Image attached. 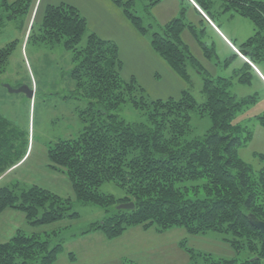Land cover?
Returning <instances> with one entry per match:
<instances>
[{
    "label": "trees",
    "instance_id": "16d2710c",
    "mask_svg": "<svg viewBox=\"0 0 264 264\" xmlns=\"http://www.w3.org/2000/svg\"><path fill=\"white\" fill-rule=\"evenodd\" d=\"M111 1L139 32L147 33L133 10L134 0ZM157 1L150 0V4ZM192 1L201 14L214 20L212 0ZM220 1L223 11L253 22L254 33L236 47L252 63L264 62V0ZM36 2L0 0V10H10L4 15L0 11V21L27 14ZM193 8L206 22L197 7ZM186 26L193 24L184 21L182 12L181 17L151 33V46L176 73L188 79V65L202 66L183 42L181 32ZM86 29L87 20L79 9L62 2L47 4L39 25L35 28L32 24L26 36V42L34 38L38 43H62L72 53L74 67L70 76L74 93L87 99L86 115L81 116L84 126L79 134L47 147L48 168L67 176L74 198H63L37 184L18 193V185L2 186L0 213L6 209L19 210L34 228L77 216V212L71 211L73 200L93 203L104 208L107 215L92 222L83 233L100 231L107 238H114L136 225L144 229L153 227L158 232L182 226L190 235L213 231L224 234V240L236 252L245 250L247 256L240 263L218 258L207 264H263L264 234L249 222L248 216L254 214L264 221V151L254 153L258 168L241 158L240 148L252 139L253 132L234 120L244 106L257 101L259 93L238 98L231 90L232 77L238 83L251 84L255 76L251 67L243 63V69L240 66L233 69L231 77L204 74L205 101L201 104L187 90L177 98L149 101L134 78H122L118 47L113 40L93 32L80 45ZM189 30L206 56L215 54L212 45L198 38L194 29ZM16 44L13 40L0 46V73ZM232 56L237 57L236 52ZM126 102L146 110V121L127 122L113 113ZM192 112L211 120L202 136L192 135ZM255 120L264 126V109ZM0 126H7L6 119L1 118ZM2 130L0 149L4 147ZM8 149L7 155L0 156L1 175L26 153V149H14L13 145ZM110 181L121 187L125 196L115 198L99 191L104 182ZM123 202H133L134 206L118 209L116 205ZM184 244L191 264H198V253ZM61 250L62 244L53 243L49 235L41 237L17 229L0 242V264H54Z\"/></svg>",
    "mask_w": 264,
    "mask_h": 264
},
{
    "label": "rangeland",
    "instance_id": "374dc122",
    "mask_svg": "<svg viewBox=\"0 0 264 264\" xmlns=\"http://www.w3.org/2000/svg\"><path fill=\"white\" fill-rule=\"evenodd\" d=\"M62 2L75 5L87 20L80 45L85 43L86 35L93 32L103 39L113 40L118 47L122 78H134L149 101L177 98L187 90L201 104L205 101L202 92L204 74L231 77L233 69L239 66L243 69V63H247L256 77L252 76L251 84L238 83L232 77L231 90L238 98H249L255 92L259 93V98L244 106L234 120L253 132L252 139L240 148L241 158L254 168L260 166L254 153L264 151V126L257 123L255 116L264 109V62L252 63L245 54L240 56L236 47L255 31L249 18L223 11L220 0H212L213 21L201 14L192 0H159L152 5L150 0H134L133 10L147 28V33L143 34L111 0H37L32 16L30 10L27 14L0 21V46L13 40L17 42L5 70L0 73V120L7 121L6 127L0 126L5 135L0 156L10 152L9 145L14 149H26L15 166L0 174V187L18 185V193L37 184L63 198H74L67 176L48 168L47 147L54 141L79 134L84 126L81 116L86 115L87 99L74 93L70 76L74 67L72 53L62 43H38L34 38L26 42L30 26L34 24L36 28L39 25L46 5ZM0 11L1 15L10 12L9 9ZM182 12L184 21L193 24L181 32L183 42L202 66H197L198 69L188 65V79L176 73L151 46V33L173 18L181 17ZM189 29H194L206 45H212L215 54L206 56ZM233 51L237 57L232 56ZM20 85L33 89L32 97L24 92H12L7 87L15 89ZM113 113L127 122H145L147 117L146 110L135 108L130 102L120 105ZM191 116L192 135L202 136L211 120L197 112H192ZM99 191L115 198L125 196V191L111 181L104 182ZM71 211L77 212V216L32 228L26 223L23 212L6 209L0 213V242L11 237L17 229L27 234L35 232L41 237L49 235L53 243L62 244L54 264H191L188 252L182 246L184 243L198 253V264L218 258L240 263L247 256L245 250L236 252L224 240V234L208 231L190 235L182 226L158 232L153 227L144 229L136 225L114 238H107L100 231L83 233L92 222L102 220L107 215L106 210L93 203L73 200Z\"/></svg>",
    "mask_w": 264,
    "mask_h": 264
},
{
    "label": "water",
    "instance_id": "95a60500",
    "mask_svg": "<svg viewBox=\"0 0 264 264\" xmlns=\"http://www.w3.org/2000/svg\"><path fill=\"white\" fill-rule=\"evenodd\" d=\"M239 53L245 54L243 50H239ZM10 91L12 92H24L28 97H32L33 95V89H28L26 86L20 85L19 87L13 89L9 86H7ZM134 204L133 202H123L117 205L118 209H129L133 208ZM249 222L258 229L261 233L264 234V221L260 220L258 217H256L254 214H249Z\"/></svg>",
    "mask_w": 264,
    "mask_h": 264
},
{
    "label": "crops",
    "instance_id": "0c3cea01",
    "mask_svg": "<svg viewBox=\"0 0 264 264\" xmlns=\"http://www.w3.org/2000/svg\"><path fill=\"white\" fill-rule=\"evenodd\" d=\"M12 1V0H11ZM35 8H36V4H35ZM35 8L31 11V16L33 15V12H34V10H35ZM11 210V209H10ZM5 211V210H4ZM17 229V228H16ZM13 230H15L14 228H13Z\"/></svg>",
    "mask_w": 264,
    "mask_h": 264
},
{
    "label": "bare ground",
    "instance_id": "6f19581e",
    "mask_svg": "<svg viewBox=\"0 0 264 264\" xmlns=\"http://www.w3.org/2000/svg\"><path fill=\"white\" fill-rule=\"evenodd\" d=\"M237 52H238V51H237ZM239 55H240V56H242V54H241V53H239Z\"/></svg>",
    "mask_w": 264,
    "mask_h": 264
}]
</instances>
